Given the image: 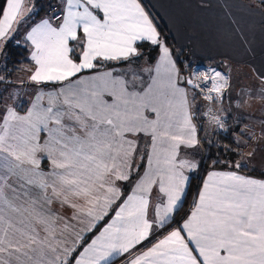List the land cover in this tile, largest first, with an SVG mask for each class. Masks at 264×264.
<instances>
[{
	"label": "snow or ice",
	"instance_id": "6c2138e0",
	"mask_svg": "<svg viewBox=\"0 0 264 264\" xmlns=\"http://www.w3.org/2000/svg\"><path fill=\"white\" fill-rule=\"evenodd\" d=\"M23 4L4 0L0 44L27 23L20 19ZM24 40L35 64L31 81L63 87L47 94L46 107L41 94L26 114L9 107L0 116V264H113L117 256L124 264H264V180L235 171L210 172L189 218L146 250L137 248L178 210L185 170L197 168L194 161L178 159L179 149L198 144L189 94L179 86L172 53L138 0H64L61 22L44 19ZM138 41L160 50L144 90L130 91L111 72L72 79L97 69L100 61L138 57ZM259 78L264 83V75ZM185 83L210 102L221 100L229 86L216 70L194 71ZM212 120L223 127L215 115ZM41 132L47 134L43 142ZM141 134L150 137V151L143 153L147 171L116 204L122 195L118 182L132 179L134 159L142 155ZM41 154L51 166L48 173L41 169ZM154 188L162 199L149 219ZM54 204L71 209V215H59ZM113 210L73 257L85 234Z\"/></svg>",
	"mask_w": 264,
	"mask_h": 264
},
{
	"label": "crops",
	"instance_id": "0c3cea01",
	"mask_svg": "<svg viewBox=\"0 0 264 264\" xmlns=\"http://www.w3.org/2000/svg\"><path fill=\"white\" fill-rule=\"evenodd\" d=\"M29 2L30 0H24L23 9L27 7ZM138 2L141 7L144 8L145 12L149 14L150 19L160 33L161 40L172 53V59L176 64L180 77L183 73L181 72L179 62L177 61L176 52L183 54V60L188 66L194 65L195 67V65H199L200 63L203 65L220 63L228 66V73L238 69H245L248 71V75H243L239 72L234 73L233 78L230 79V90L228 89L222 103L219 104L223 105V107L218 106L216 103L215 108H220L223 113L226 111L232 120L241 123L244 127L241 136L235 137L236 144L241 148L244 156L240 163V168H248L264 172V98H262L264 97V91H262L264 90V83H262L259 78V76L264 75V8L252 0H138ZM56 13L61 14V17L58 20H54L53 16H43L41 19L32 22L29 25H25L21 28L24 30V36L32 26L38 24L44 19H49L53 25H58L61 22L64 13V6H61L60 2L53 9V15ZM18 28H20V26ZM24 36L21 44L24 42V45L28 50L27 66H24L14 77L18 80V86L20 83H23L28 85L30 89L19 92L17 84H15L16 86L11 90V94H13L11 97H14L16 101L13 108H15L20 115L26 114L36 97L41 94H43L41 104L46 107L48 105L47 94L58 92L60 88L63 87L62 84L53 83L37 85L31 81L30 77L35 70V64L30 58L32 49L24 40ZM140 43H147L150 45L146 52H150V55L152 54L154 56L153 61L148 59L152 64V74H149V69H147V79L144 83H141L140 86L134 84L130 74L132 73L134 76H132V78H135V80L136 78H139L142 82L143 78H145L143 73L144 66H149L147 57L144 59L148 63L144 62L143 65L140 66L141 69L137 70L139 73L138 75L133 71V67L135 66H132L134 65L131 62L133 59L130 58L125 61L127 62L126 65H121L124 60L119 62L100 61L98 63L101 66L97 69L85 70L72 79L76 80L79 77L87 78L98 73L111 72L113 77H120L127 81L130 91L144 90L147 85L151 83L152 77L155 76V66L159 62L160 50L158 46H153L147 41H138L137 47ZM4 46L5 44L3 45V49ZM70 46L75 49L74 55L78 57L79 49L76 46V42H71ZM2 76L4 77V75ZM14 77L7 78L14 79ZM246 79L251 80L254 85L248 86L242 84ZM8 83H10V80ZM179 86L184 87L187 90L191 104L190 91L184 80L181 78L179 79ZM31 87H33L32 90ZM24 93L28 94V99L31 98L29 101H27L28 99L22 101L18 98L20 94ZM0 95L7 97L8 99L10 97V92L8 93V90H3ZM103 98L109 102L112 101V97L107 94H105ZM7 99L1 106H7ZM1 100L2 99H0V102ZM210 107L212 108L213 106ZM4 113L5 111L3 114ZM147 114L154 118V114ZM141 137L142 139H139L138 143L142 155L137 156L134 159V164L136 165L138 172L135 174L133 173L132 179L129 181H121L120 187L122 195L120 200L116 201V204H119L128 195L132 194L134 186L138 182V178L142 177L147 171V156L143 155V153L150 151V148L148 147L150 144V137L143 136V134H141ZM196 137L198 140L197 131ZM46 138H41V141L43 142ZM192 148V150L187 149L186 151L179 149L178 159H188L197 164L199 153L198 144ZM41 158L45 165H49L51 171V166L46 161V158L43 157V154H41ZM196 169L193 171L185 170L184 174L188 177V181L185 185L184 195L181 199L178 210L184 202L190 179ZM228 171H235L239 175L257 180H264L262 177L244 173L237 167L221 172ZM198 198L196 199V203ZM161 199L162 197L158 193V188H154L153 194L150 198L149 219H153V211L155 206L161 202ZM113 209H115V205L113 206ZM178 210L170 218L169 224L176 219ZM54 211L63 216L59 210ZM112 216H114V210L97 225L96 229L85 234L84 242L79 248H77L76 252L73 253V257L77 256L79 252L82 251V248L87 243H90V240L94 236L99 234ZM179 226L180 225H177L176 227ZM163 231L164 229H157L153 235L149 237V240L144 241V243L138 245L137 248L146 250V247H151L152 243L162 239L164 235L167 234V232L163 234ZM133 251H136V249ZM118 259H121L118 264H124V257L117 256L114 258V261Z\"/></svg>",
	"mask_w": 264,
	"mask_h": 264
},
{
	"label": "trees",
	"instance_id": "16d2710c",
	"mask_svg": "<svg viewBox=\"0 0 264 264\" xmlns=\"http://www.w3.org/2000/svg\"><path fill=\"white\" fill-rule=\"evenodd\" d=\"M252 1L257 2L262 8H264V3H262L261 0ZM39 2H41V0H35V3ZM48 2H53L56 4L51 8V11H53V9L58 5L57 3L59 1L48 0ZM3 6L4 0H0V8ZM46 9L47 8L40 7L37 11H32L26 16H31V23L35 22L41 19L43 16L52 15L50 12L48 13ZM22 20H24V17L21 18V21ZM18 30L14 35V39L5 44L3 53L1 54L3 55V67L0 69V71L2 70V74L0 73V76L4 75L5 78L18 74L24 66H27L26 63L28 61V50L24 44H21L17 41V36L19 35ZM149 47L150 45L147 43L138 44L140 56L137 59L136 57H133L132 59H135L132 62L135 64H140L141 61L146 57L147 60L149 59L150 61H153L154 56L152 54L150 55V52H146ZM179 55L181 59H183V54ZM150 61L149 63L151 64ZM126 64L127 62L125 61L121 63V65ZM179 65L181 72L184 73L183 66H181V64ZM210 66L217 67L219 70H226L228 67L227 65H222L220 63H213V65ZM193 68L194 65H189V72H191ZM3 83H0V87ZM191 103L194 105L195 109H199L204 104V102L202 104L199 95H197L194 99L192 98ZM211 103V105L215 108L216 102L213 101ZM243 128L244 127L241 123H237L225 115L223 118L222 128L215 129V131H213L211 134L206 133L203 129L198 133V148L200 151V156L197 159L198 167L190 179L186 197L176 214V219L164 228L163 234L166 233L169 228L181 225L185 219H187V217L190 215V213L187 212L188 208L195 207L196 199L199 197V193L202 190L204 181L210 172H221L228 169H233L238 163L240 164L242 162L244 157L243 152L241 148L237 146L235 137L241 136ZM239 169L244 173H249L251 175L264 178V172H260L258 170L255 171L248 168ZM120 261L121 259L113 261V264H118Z\"/></svg>",
	"mask_w": 264,
	"mask_h": 264
},
{
	"label": "rangeland",
	"instance_id": "374dc122",
	"mask_svg": "<svg viewBox=\"0 0 264 264\" xmlns=\"http://www.w3.org/2000/svg\"><path fill=\"white\" fill-rule=\"evenodd\" d=\"M59 2H60V5L61 6H64V0H58ZM244 1H251V0H244ZM58 2V3H59ZM57 3V4H58ZM35 4V5H34ZM56 4L55 3H53V2H51V3H49L48 2V0H41V2H39V3H35V0L33 1V0H30V2H29V4L27 5V7H25L24 9H23V16L21 17V18H23L24 17V20H27V23L26 24H24V23H22L21 25H20V28H19V30H18V32H19V35L17 36L18 38H17V41L19 42V43H21L22 42V40H23V36H24V30L23 29H21V28H23L25 25H29L30 23H31V16H26V15H28L30 12H32V11H37L40 7H43V8H47L46 10H47V12L49 13L50 12V14H52L51 16H53V11H51V8L52 7H54ZM26 16V17H25ZM30 17V18H29ZM20 18V19H21ZM23 21V20H22ZM23 44H24V42H23ZM3 45L4 44H0V69L3 67V55H1L2 53H3ZM140 56V55H139ZM138 56V57H139ZM138 57H136V59L138 58ZM176 57H177V61L179 62V64H181V66H184L185 65V61L183 60V59H181V57H180V55H179V53L178 52H176ZM135 59V58H134ZM134 59L132 60V61H134ZM144 61H141V64L139 65V64H135L134 62H132V64H134V65H132V66H135V67H133V71H134V73L136 74V75H138L139 73L137 72V70H139V69H141V65H143V63L144 62H147L145 59H143ZM115 62H119V61H115ZM148 63V62H147ZM149 64V66L148 67H146V66H144V71H143V73H144V77L145 78H143V81L141 82L140 81V79L139 78H136V80H135V78H132V73L130 74L131 75V79H132V81H134V84L137 86H140L141 85V83H144V81L147 79V75H146V72H147V69H149V74H152V64H150V63H148ZM215 64H217V63H215ZM195 68H197V72L200 74V73H211V70H216L215 68H213V66H210V65H206V64H199V65H195ZM216 71H218V70H216ZM222 71H224V70H222ZM2 72V70L0 71V73ZM153 72H154V69H153ZM236 72H239L240 74H243V75H248V71L247 70H245V69H238V70H233V71H231L230 73H228V74H226L225 72H224V76H226V78L228 79V82H229V86L223 91V98L221 99V100H218V101H215L217 104H218V106H222L223 107V105H219V104H221L222 103V101H223V99H224V97H225V95H226V93H227V91H228V89L230 90V84H231V82H230V79H232L233 78V76H234V73H236ZM221 73V72H220ZM223 73V72H222ZM221 73V74H222ZM2 74V73H1ZM16 75V74H15ZM14 75V76H15ZM184 75V78L182 79V80H184V82L187 80L185 77H186V75L185 74H183ZM14 76H12L11 78H13ZM134 77V76H133ZM240 78H243V77H240ZM10 80V83H8V81ZM3 81H4V83H3ZM12 82V83H11ZM0 83H3L2 85H1V87H0V94H1V92L3 91V90H8V93L10 92V97L7 99V97H3V96H1L0 95V99H2L1 100V102H0V116H2L3 115V112L4 111H6V109L7 108H9V107H14V103L16 102L15 101V99H14V97H11L13 94H11V90H12V88H14L16 85L15 84H17V89H18V91L19 92H22V91H27V90H29L30 89V87L28 86V85H25V84H23V83H20L19 84V86H18V80L17 79H15V77H14V79H9V78H5V77H3V76H0ZM242 84H245V85H248V86H253L254 84H253V82L251 81V80H245ZM187 85V84H186ZM188 87V89H189V91H190V95H191V100H192V98H193V96L194 97H196L197 95H199V97H200V99H201V101H202V104H203V102H204V104L199 108V109H195L194 108V105L191 103V114H192V120H193V124H194V126L196 127V131H197V135H198V133L203 129L206 133H208V134H211L213 131H215V129H217V128H222V127H220L219 125H217L213 120H212V116L213 115H215L216 117H218L221 121H222V123H223V118H224V116L226 115L227 117H230V115H228L227 114V112L226 111H224V113L220 110V108H214V107H210V106H212L211 104V102L210 101H207V100H205L204 99V96H202L201 94H199V92L197 91V90H195V89H193L191 86H189V85H187ZM38 88H42V87H38ZM33 89V87H31V90ZM215 96V95H214ZM18 98L20 99V100H22V101H26L27 99H28V94L27 93H24V94H20L19 96H18ZM8 100V104H7V106H1L4 102H5V100ZM31 99V98H30ZM30 99H28L27 101H29ZM213 102V101H212ZM22 106H23V104H22ZM17 107V106H16ZM15 109V108H14ZM216 109V110H215ZM202 120V121H201ZM198 127L200 128L199 130H198ZM46 136H47V134L46 133H44V132H41V138H46ZM192 150L193 148L192 147H188V148H186V147H184V145H181V147H180V150H184V151H186V150ZM181 153V152H180ZM200 156V151H199V153H198V157ZM198 159V158H197ZM134 163H135V161H134ZM41 169L45 172V173H48V172H50V168H49V165H45L44 164V162L42 161V163H41ZM136 172H138V170H137V168L135 169V171L133 172L134 174L136 173ZM118 184L120 185L121 184V181L120 182H118ZM129 185V184H128ZM52 208H53V210H59L62 214H63V216H70L71 215V209H67V208H64V207H61L59 204H54V205H52ZM194 208L195 207H191L190 209H188V211L187 212H189L190 214L192 213V211H194Z\"/></svg>",
	"mask_w": 264,
	"mask_h": 264
},
{
	"label": "built area",
	"instance_id": "2783aa9c",
	"mask_svg": "<svg viewBox=\"0 0 264 264\" xmlns=\"http://www.w3.org/2000/svg\"><path fill=\"white\" fill-rule=\"evenodd\" d=\"M61 17V14L60 13H56V14H54L53 15V18H54V20H58L59 18ZM186 64V63H185ZM217 70V69H216ZM183 71H184V73L183 74H185L186 76L187 75H191V78L193 77V72L195 71L197 74H199L198 72H197V68H193L192 70H191V72H189V66L186 64V65H184L183 66ZM219 71V70H218ZM220 72V71H219ZM222 73V72H221ZM209 74V73H208ZM222 75H224V73H222ZM210 81L208 82V85H202L203 87H207V86H209L210 85ZM195 90H197L198 92H199V94H201L202 96H204L205 95V93H203V92H201L200 91V89H195ZM215 95V93H213V96ZM200 128L198 127V130H199ZM191 207H189L188 209H190Z\"/></svg>",
	"mask_w": 264,
	"mask_h": 264
},
{
	"label": "water",
	"instance_id": "95a60500",
	"mask_svg": "<svg viewBox=\"0 0 264 264\" xmlns=\"http://www.w3.org/2000/svg\"><path fill=\"white\" fill-rule=\"evenodd\" d=\"M213 68H215V69H217V70H219L217 67H213ZM220 72H225L226 74H228V69L226 70V71H222V70H219ZM181 79H183L184 78V75H181V77H180ZM186 79H189V78H191V75H187L186 77H185ZM204 86V85H203ZM202 86V87H203Z\"/></svg>",
	"mask_w": 264,
	"mask_h": 264
}]
</instances>
